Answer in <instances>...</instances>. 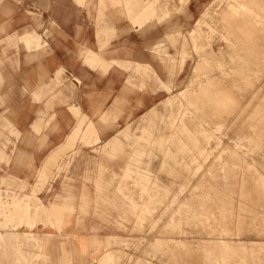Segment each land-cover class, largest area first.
Masks as SVG:
<instances>
[{
	"label": "rangeland",
	"instance_id": "rangeland-1",
	"mask_svg": "<svg viewBox=\"0 0 264 264\" xmlns=\"http://www.w3.org/2000/svg\"><path fill=\"white\" fill-rule=\"evenodd\" d=\"M158 2L160 0L148 7V14L153 9L156 11ZM178 2L182 5L180 0ZM247 5L254 8L250 11L256 15L251 13V16H257L260 5L257 2H247ZM225 6L228 2L224 3ZM224 10L214 12L211 25L223 30L228 43L236 34L244 33L236 45L240 57L232 68L215 64L207 53L209 40L194 34L193 49L190 45L187 47L189 59L185 71L179 74L183 83L173 93L165 91L166 85H160L148 67L137 68V72L128 70L134 75L128 79L130 86L138 89L140 83V89L147 87L152 93L166 92L164 100H168L163 108L167 115L160 119L159 126L151 119L147 129L137 130L142 136L148 135V140L137 141L129 128L123 132L125 135L130 133L125 139H134L136 150L142 151L136 154V160L127 168L124 179H120L122 171L118 165L123 160V148L115 152L112 161L98 158L94 165L82 161L81 171L77 170L78 152L85 151L86 155L92 156L93 150L85 145L94 144L90 142L96 138L85 131L76 136L74 147L61 152L44 181H38L40 168L59 146L55 144H63L46 139L61 132L55 125L54 115L45 123L44 116L48 114L42 115L41 127H24V121L37 117L38 109L29 108V105L22 108L21 103L25 100L40 103L45 97H53L57 90L55 79L50 87L39 90L35 78L37 63L44 60L48 47L42 40L40 50L28 52H36V57L31 54L22 62H4L14 84L9 93L12 107L7 109L6 103L0 104V115L6 116L7 125L12 130L6 134V145L0 150V200L6 202L5 210L0 212V222H4L0 224V231L3 230L4 235L20 232L16 235V244L27 246L30 251L28 261L21 251L16 260L19 258L21 264H264V55L260 44L263 36L261 31L252 34L248 27L257 24L253 22L237 25L231 31L235 20L228 22L226 19L230 20V16ZM149 18L143 17L146 21ZM100 20L103 24V18ZM137 23L139 20L133 22ZM106 31V35L98 38L100 49H106L108 42L116 37L112 31ZM3 34L6 32L0 31V35ZM179 35L175 34L174 38ZM174 42L172 38L170 43L173 45ZM170 43H163L167 46V55L157 52L153 58L164 66L167 79L179 71L184 60L176 51L181 46L175 48ZM14 44V48L21 46L18 40ZM91 55L86 58L88 63H94ZM168 56L176 57L173 70ZM6 88L8 84L5 83L0 86V92ZM20 91L25 95L22 96ZM30 91L34 94L29 95ZM181 92L183 95L177 96ZM227 95L231 97L219 104L218 99ZM146 120L145 113L136 124L131 117H126L118 125H112L118 121L117 117L100 119L102 124L98 127L104 138L122 131L130 121V126L137 129ZM156 132L175 136L169 141L155 142L152 134ZM40 135L43 140H34ZM158 143L159 154L171 164L175 172L172 176L177 179L165 174L161 176L165 185L171 188L163 196L154 176L150 171L142 170L140 161L143 167L157 171L159 160L154 155L156 151L152 150ZM100 147L101 144L96 146L97 149ZM146 162L150 165L146 166ZM88 169H92L93 180L85 178L88 173L84 171ZM66 176H76V179H67ZM99 178L100 183H96ZM178 180L180 184L176 182ZM50 185L55 186L61 196L68 197L71 203L81 201L80 194L85 189L91 194L90 203L67 215L66 220L44 219L36 220L33 226L25 224L16 210L19 207L24 211V202L29 196L33 197V193L37 194L42 186L39 196L47 203ZM105 195L112 204L103 200L107 198ZM161 197L166 198L162 200ZM64 200L60 197L55 201ZM125 201L134 205L141 219L138 220L132 212V206H120ZM108 214L110 219L105 221ZM46 232L52 235L43 244L41 237ZM78 238L82 239V244ZM4 242L5 237L0 244ZM241 245H246L252 252L247 253V250L244 253Z\"/></svg>",
	"mask_w": 264,
	"mask_h": 264
},
{
	"label": "crops",
	"instance_id": "crops-1",
	"mask_svg": "<svg viewBox=\"0 0 264 264\" xmlns=\"http://www.w3.org/2000/svg\"><path fill=\"white\" fill-rule=\"evenodd\" d=\"M80 1L81 3L79 0H0V31L6 32V34L0 35V86H4L5 83L8 84V88L0 92V104L6 103L7 109L12 107L10 105L12 96L9 93L14 83L11 82L12 74L8 70V66L4 65V62H22L26 60V56H30V54L22 52V41L19 35L23 30L33 32L48 47L44 60L40 59L36 67L38 71L35 78H37L38 89L42 90L50 87L51 82L55 79L54 86H57V90L53 97H45L40 103L23 101L21 103L22 108H27L29 105V108L38 109L36 113L39 116L29 118L22 125L24 127H41L43 114H48L44 116L45 123L54 115L55 125L61 133L54 137L49 136L46 140L63 143L55 144L59 146L43 163L40 170L46 168L47 176L52 172V166L58 156L61 155L63 150L71 146L72 134L79 121H83L86 126L82 127V132L84 133L87 130V125L92 123L96 138L90 142L94 143L92 145L83 143L85 147L87 146L93 150L91 152L92 156L86 155L85 151L80 150L78 152L77 170L81 171L82 161H86L87 164L91 165L96 164L98 158L101 161H112L116 156L115 152L123 148V160L118 162L119 169L122 171L120 174L121 179L124 177L127 168L136 160V154L142 153L141 150H136L133 143L134 139L130 141L125 139V136L130 137V133L125 135L123 132L129 128L131 136L135 137L137 141L148 140V135L142 136L137 130L147 129L146 126H148V121L151 119L154 120L155 125H160V119L167 115L163 110L164 104L168 100H164L166 98L164 93H173L176 87L182 85L183 79L179 74L185 71L187 59H189L187 47L189 45L193 46L194 34L199 35L203 40H209V43L206 44L208 47L207 53L211 55L215 64L232 68L240 57L236 45L239 39L244 36V33L236 34L234 38L232 37L231 43H228V41L226 42L228 37L223 33V30L211 25V21L215 16L214 12L226 9L227 6L224 7V3H227V0H180L182 5L178 0H160L156 11L153 9L150 12H155L154 15L148 14L147 9L150 5L154 6L158 0ZM247 1L250 4L257 2L260 5L257 16L252 17L241 13V16L244 17L232 23L231 31L234 30L235 26L242 25L244 22L248 25L255 21L259 25L261 22L260 27L254 28L252 34L257 35L258 31L262 32L263 37L260 44L264 55V0ZM143 17L150 18L146 21ZM102 18L103 24L100 20ZM135 20H139V23L133 24ZM222 29H224V26ZM106 30L112 31L116 37L108 42L106 49H100L98 38L104 34L106 35L108 33ZM177 33H180V35L174 38ZM172 38L175 40L173 45L170 43ZM15 40L21 42V46L18 45L19 48L13 47ZM4 41L5 43H3ZM166 41L175 48L180 45L181 49L177 48L176 51L178 55L184 57L182 64L179 66V71L176 74L174 73L175 75H171L169 79L166 78L164 66L153 60L154 54L157 52L168 54L167 46L163 44ZM10 47L13 48L10 49ZM31 54H34V52ZM90 54L95 55L96 61L94 63L86 61L87 56ZM167 58L170 61V69L173 70L177 63L176 57L168 56ZM140 67H148L154 73L160 85L165 84L170 91L152 93L147 87L140 89V83H138V89L130 86L128 79L134 77V75L132 71L128 70L134 69L137 72V68ZM215 69L217 68L215 67ZM35 78H33L34 81ZM224 91L229 92V90ZM19 93L22 96L25 95L23 91ZM32 93L34 94V91H30L29 95ZM47 109H51V111ZM75 111H77V115ZM144 113L147 120L137 129L132 128L130 126L132 125L131 121L135 120L136 124L138 120L142 119ZM116 117L118 121L112 125L123 123L122 121L126 117H131V121L122 131L111 133L104 138L101 137L100 128L98 127L102 124L100 119L105 121ZM35 129L38 130V127H35ZM11 131L7 125L6 116L0 115V150L6 145L8 139L5 137L6 134ZM174 136L175 134L171 133L156 132L152 134V141H169ZM176 136L180 135L177 134ZM42 138L43 135H40L35 137L34 140H41ZM181 140L187 141L186 139ZM98 144H101L100 149L96 148ZM113 146L114 150H112ZM152 151H156L154 155L159 160L157 171L143 167L142 160H140L141 167L142 170H148L154 176L157 182L156 185L163 196L166 192H170L171 188L165 185L161 176L165 174L174 178L172 172L174 174L175 172L171 164L163 160L159 154V143ZM148 165L150 163L146 162V166ZM55 171H53V174ZM84 172L88 173L85 177L87 180L94 179L91 175L92 169ZM66 178L75 180L76 176H66ZM95 182L100 183V178ZM176 182L180 184L179 180ZM171 183L175 184V182ZM33 186L36 187V184H33ZM42 187L37 193V197L48 209L62 207L69 213H73L90 203L91 194L85 189L80 194L81 201L71 203L68 202V197L61 196L58 189L53 185L48 186L47 203H44L39 196ZM29 195L30 193L27 196ZM60 197L65 198V200L63 202L55 201ZM106 197L103 200L112 204L109 201V196ZM161 198L164 200L166 197ZM121 205L132 206V212L136 214L138 220L141 219L140 212L134 209V205L126 201L120 203ZM109 219L110 215L108 214L105 221H109ZM0 233L5 237V242L0 244V264H21L19 258L15 259L20 251L28 261L30 251L27 246L24 247V245H18L15 242L16 235H20V232L14 231L15 234L7 233L4 235L5 232L1 230ZM73 234L76 233L73 232Z\"/></svg>",
	"mask_w": 264,
	"mask_h": 264
},
{
	"label": "bare ground",
	"instance_id": "bare-ground-1",
	"mask_svg": "<svg viewBox=\"0 0 264 264\" xmlns=\"http://www.w3.org/2000/svg\"><path fill=\"white\" fill-rule=\"evenodd\" d=\"M228 2V6L226 7V10H224L226 13L227 16H230V20L226 19L228 22H231V21H238V19L240 20V18L244 17V16H241V13L242 14H247V15H250L251 16V13H253L252 11L250 10H253L254 11V8L253 7H250L247 5V0H227ZM230 5V6H229ZM254 14V13H253ZM256 15V14H254ZM100 17V16H99ZM246 17V16H245ZM248 17V16H247ZM249 19V18H248ZM243 20V19H242ZM241 20V21H242ZM250 20V19H249ZM248 20V21H249ZM136 21V20H135ZM251 21V20H250ZM252 22V21H251ZM245 23V22H244ZM253 23H256L253 22ZM247 24V23H245ZM258 25V23L256 24ZM256 25H250L248 28L251 29L252 31L254 30L255 26ZM260 25V24H259ZM31 28V27H30ZM236 33H239V30L236 31ZM21 37V41H22V46H21V49H22V52L24 53H28L30 52L32 49H35L38 51V49L40 50V46L42 45V42L40 40V37L38 35H36L35 33L33 32H28V31H21L20 35ZM18 36V37H19ZM21 43V42H20ZM242 43V42H240ZM19 48V47H18ZM44 48L42 47V50ZM46 52V51H45ZM239 52V51H238ZM36 53V52H34ZM44 53V52H43ZM31 55V53H29ZM34 55V54H32ZM40 55V54H39ZM91 60L92 62H95L96 59H95V55H91ZM36 57V55L33 56V58ZM39 57V56H38ZM37 57V59H38ZM40 58V57H39ZM35 60V59H34ZM167 88L165 89L166 91H170V89L168 88V86H166ZM183 92H181L180 94H178L177 96H180V95H183L182 94ZM231 96L230 95H227V96H224V97H221L218 99V102L219 104H222L224 102H226L227 100L225 99H229ZM223 101V102H222ZM76 112V115L78 114L77 111ZM85 125V123L83 121H79L76 129L74 130L72 136H74V138L72 139L73 142L70 143L71 146L74 145V139L76 138V136L79 134V133H82V127ZM86 126V125H85ZM86 133H91L93 135H96L95 133V130H94V127L92 125V123H89L87 125V128H86ZM85 130V129H84ZM52 162V161H51ZM51 165V163H50ZM49 168V167H48ZM244 170V169H243ZM47 176V169L46 168H43L42 170L39 171V180L38 181H44L45 177ZM251 188V187H250ZM236 192V191H235ZM238 192V191H237ZM38 194H34L33 193V197H28V201L27 202H24V211L21 210V208L18 207V209L16 210L17 212V215H22L23 217V220H24V223L25 224H30L31 226H33L34 222L36 220H44V219H47V220H66L68 218V216L71 214L69 213L65 208H62V207H53L52 209H48L46 208L41 202H40V199L37 197ZM221 196V195H220ZM244 199V198H243ZM230 203V202H229ZM259 203V202H258ZM5 205H6V202L5 201H1L0 200V212H3L5 210ZM221 205V204H220ZM137 207V206H136ZM230 209V208H229ZM212 211V210H211ZM251 212V211H250ZM210 214V213H209ZM68 215V216H67ZM67 216V218H66ZM239 216V215H238ZM207 217V216H206ZM6 222V221H5ZM0 224H4V222H0ZM231 232V231H230ZM26 235V234H25ZM36 235V234H34ZM51 233H44L42 234V237H41V242L43 244H46L48 241H49V238L51 237ZM31 236V235H30ZM68 236V235H66ZM70 236V235H69ZM68 236V237H69ZM73 237H77L75 235H72ZM38 237V236H37ZM36 237V238H37ZM30 238V237H29ZM40 238V237H39ZM38 239V238H37ZM70 239V238H69ZM4 240V237L2 234H0V241H3ZM79 242L82 244V239L81 238H78ZM68 241H71V240H68ZM69 243V242H68ZM71 243V242H70ZM73 245H76L74 244V242H72ZM229 243V242H228ZM246 243V242H245ZM261 243V242H260ZM263 243V242H262ZM242 244V243H241ZM65 247V245H63ZM77 246V245H76ZM63 247V248H64ZM233 247V246H232ZM239 247V246H238ZM241 251H243L244 253L247 252L248 250V247L246 245H241ZM62 249V248H61ZM66 249V247H65ZM256 250V248H254ZM234 250V248H233ZM239 250V249H237ZM253 250V251H255ZM251 250L249 249L247 253H249ZM252 252V251H251ZM256 252V251H255ZM242 254V253H241ZM63 255V254H62ZM246 255V254H245ZM243 256V255H242ZM264 256V255H263ZM68 257V256H67ZM66 257V258H67ZM208 257V256H207ZM248 257V256H247ZM65 256H63V260H64ZM235 258V257H234ZM68 260L70 258H67ZM257 259V258H256ZM232 260V259H231ZM244 260V259H243ZM208 262V261H207ZM209 263V262H208ZM244 263V262H243ZM250 263H252L250 261ZM254 264V263H253ZM258 264V263H257Z\"/></svg>",
	"mask_w": 264,
	"mask_h": 264
}]
</instances>
